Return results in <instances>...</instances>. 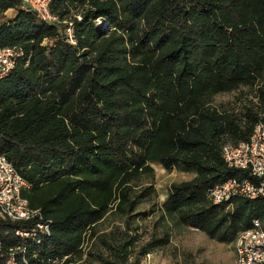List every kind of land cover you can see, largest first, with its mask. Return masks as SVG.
<instances>
[{"label":"trees","instance_id":"obj_1","mask_svg":"<svg viewBox=\"0 0 264 264\" xmlns=\"http://www.w3.org/2000/svg\"><path fill=\"white\" fill-rule=\"evenodd\" d=\"M50 11L63 24L0 0V48L23 52L0 81V157L29 183V207L53 221L31 264H73L114 209L132 217L146 197L133 199L132 184L153 164L194 175L172 186L167 215L228 245L255 220L264 227V197L215 206L207 196L251 179L222 149L264 124V0H53ZM243 88L255 102L242 112L214 103ZM14 227L0 219L5 248L18 244Z\"/></svg>","mask_w":264,"mask_h":264},{"label":"rangeland","instance_id":"obj_2","mask_svg":"<svg viewBox=\"0 0 264 264\" xmlns=\"http://www.w3.org/2000/svg\"><path fill=\"white\" fill-rule=\"evenodd\" d=\"M15 16V12H9L4 20ZM251 100L254 93L243 88L217 96L214 103L242 112ZM152 168L154 174L143 175L132 184L133 199L146 194L133 216L114 209L88 232L82 257L73 264H144L148 253L160 264H237L234 244L212 240L185 224L179 214L170 216L163 210L172 186L191 181L194 175L167 172L158 164Z\"/></svg>","mask_w":264,"mask_h":264},{"label":"built area","instance_id":"obj_3","mask_svg":"<svg viewBox=\"0 0 264 264\" xmlns=\"http://www.w3.org/2000/svg\"><path fill=\"white\" fill-rule=\"evenodd\" d=\"M53 0H21L22 6L37 14L38 19L47 24L63 23L53 16L50 7ZM79 20H82L80 17ZM65 43L76 47L73 24L64 29ZM23 52L16 49L0 48V81L7 78L15 69ZM222 156L229 168L248 171L251 179L232 178L210 189L207 196L215 206H222L236 199L256 201L264 197V124H258L247 142L226 144ZM30 189L29 183L7 158L0 157V219L15 226L12 235L18 244L5 248L0 238V260L6 264H31L29 253L40 247L52 236L53 221L47 219L41 210H33L24 198ZM237 264H264V227L260 220L253 222L250 230L241 232L234 243ZM37 259L38 255L35 254ZM35 264H46L43 262ZM48 264H59L52 261ZM144 264L156 263L153 255H145Z\"/></svg>","mask_w":264,"mask_h":264},{"label":"crops","instance_id":"obj_4","mask_svg":"<svg viewBox=\"0 0 264 264\" xmlns=\"http://www.w3.org/2000/svg\"><path fill=\"white\" fill-rule=\"evenodd\" d=\"M10 12H14V11H10ZM9 13V12H8Z\"/></svg>","mask_w":264,"mask_h":264}]
</instances>
